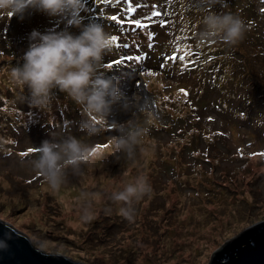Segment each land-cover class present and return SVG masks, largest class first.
Returning <instances> with one entry per match:
<instances>
[{"label": "rangeland", "instance_id": "obj_1", "mask_svg": "<svg viewBox=\"0 0 264 264\" xmlns=\"http://www.w3.org/2000/svg\"><path fill=\"white\" fill-rule=\"evenodd\" d=\"M97 3L101 13L116 15L123 24L87 20L92 10L81 13L83 23H102L118 37L99 71L117 78L134 106L113 105L99 133L92 134L82 127L88 119L82 107L66 93L53 89L46 107L34 106L28 88L10 80L14 66L0 63V104L5 103L0 107V220L46 253L85 264H209L227 241L264 221V0H227L224 7L200 0H131L135 12L127 11L129 0ZM212 11L239 16L246 25L243 38L235 44L218 37L199 43L203 17ZM4 13L0 57L5 59L7 51L16 58L25 54L34 29L65 28L61 18L31 11L6 38ZM134 19L147 27L137 28ZM153 32L157 35L149 41ZM145 52L147 58L139 62L127 59ZM11 56L5 62L13 63ZM111 62L116 63L105 65ZM180 94L186 105L176 107L177 100L167 105ZM129 122L148 129L130 154L111 143ZM70 137L95 146L88 160L94 166L103 158L107 163L85 180V164L69 169L62 183L50 185L30 162L44 141L62 143ZM141 179L147 180L146 192L138 191L128 202L115 199L122 187ZM118 209L131 211L132 228H94V222L120 215Z\"/></svg>", "mask_w": 264, "mask_h": 264}, {"label": "clouds", "instance_id": "obj_2", "mask_svg": "<svg viewBox=\"0 0 264 264\" xmlns=\"http://www.w3.org/2000/svg\"><path fill=\"white\" fill-rule=\"evenodd\" d=\"M227 0H200L204 6L221 7ZM87 0H0V12L23 19L32 11L42 12L49 17L61 18L68 27L79 31L73 33L66 27L63 30L40 32L34 29L28 36L29 47L23 56V63L11 68L10 80L27 87L31 104L46 107L53 89H59L82 107L88 117L82 127L96 134L101 123L112 112L113 105L119 103L124 110L134 106V101L122 95L117 78L99 71L104 56L114 46L112 35L102 23H83L81 13L86 11ZM203 27L198 32V41L203 44L214 38L235 44L243 38L245 22L230 11L209 12L203 17ZM115 127V125H113ZM111 139L114 150H127L130 154L141 134L148 131L140 125L129 122L127 131ZM95 146L82 143L74 137L62 143L44 141L36 151L38 155L30 162L33 171L42 175L50 185L62 183L67 170L77 171L88 162ZM146 179L138 185H129L124 191L115 193V199L128 201L130 197L148 189ZM121 213L127 215L125 209ZM6 242L0 240V248Z\"/></svg>", "mask_w": 264, "mask_h": 264}, {"label": "water", "instance_id": "obj_3", "mask_svg": "<svg viewBox=\"0 0 264 264\" xmlns=\"http://www.w3.org/2000/svg\"><path fill=\"white\" fill-rule=\"evenodd\" d=\"M0 264H85L61 255L46 253L11 224L0 220ZM209 264H264V221L247 227L227 241Z\"/></svg>", "mask_w": 264, "mask_h": 264}, {"label": "trees", "instance_id": "obj_4", "mask_svg": "<svg viewBox=\"0 0 264 264\" xmlns=\"http://www.w3.org/2000/svg\"><path fill=\"white\" fill-rule=\"evenodd\" d=\"M98 0H87V3H86V9H88V10H92V13L90 14V16H89V18H86L87 20L88 19H90V20H100V19H102V20H108L107 18H109V21L110 22H114L117 26H122L123 24H120V23H117L116 21H112L111 19H110V17H111V15H110V13L109 14H106L105 12H100L101 11V8H102V6H100L98 3ZM104 3H106V2H104V1H102V3H101V5H104ZM111 5L113 6V4L112 3H110V2H107V7H111ZM32 10H30L29 12H31ZM83 13V12H82ZM5 14V13H4ZM6 15V14H5ZM7 18H8V21H7V25H6V27H5V25H4V32L3 33H5V34H3V35H5V37L6 38H9L10 36H11V29L10 28H14V24H15V22H17L18 23V20H19V18H17L15 15H13V16H9V15H7ZM61 25V24H60ZM61 27V26H60ZM68 28V30L69 31H72V28L73 27H68L66 24H65V28ZM64 28V29H65ZM59 29H61V28H59ZM40 31V30H39ZM41 32V31H40ZM119 37H120V35H119ZM7 40H9V39H7ZM11 44H12V42H10L9 43V50L11 49ZM6 46V45H5ZM13 50H15V49H13ZM9 53V54H8ZM7 55H8V57L9 58H7V59H9L10 60V56L12 55L11 54V52L10 51H7V53H6ZM10 55V56H9ZM24 56V55H23ZM23 56L22 57H19V58H16V57H12L11 56V60H13V63H7V62H5L7 59H5V57L3 56V58L2 57H0V58H2V60L0 61V63H5V64H8V65H11V66H17V65H22V63H23ZM13 58V59H12ZM134 61H136V60H134ZM116 62H111V63H106L105 65L106 66H110V65H112V64H115ZM123 64H125V62L123 61ZM159 84V83H158ZM162 86H161V88H163L164 90H166L165 88L167 87L166 86V84H161ZM261 89H263L264 90V88H261ZM169 92L170 93H172V90H169ZM164 93H166L165 91H164ZM183 94L184 95H187L188 96V94H186L185 93V91L183 92ZM165 95L166 94H163V96H161L160 97V99L162 100V99H164L165 98ZM176 100H177V105H176V107H182V105H186L185 104V99H184V96L183 95H179V96H175V95H173L172 96V99L170 100V102L169 103H167V105H170L171 103H172V101H173V105L174 104H176ZM5 104V103H4ZM4 104H3V102L0 104V107L1 106H4ZM262 111H263V109H262ZM168 119H169V117H167ZM112 126V125H111ZM110 126V127H111ZM115 137V136H114ZM100 148H102L101 146H100ZM103 149V148H102ZM145 150V149H144ZM142 155H143V153H141ZM110 155H112V154H110ZM147 155V154H146ZM254 159V158H253ZM90 160V159H89ZM109 160V159H108ZM103 161L105 162V163H107L106 161L107 160H105L104 158L101 160V161H99L100 162V166H97V165H95L94 166V164H95V162L94 163H90L89 161L87 162V163H85V165H84V167H83V169L84 170H82V172H83V180H85L86 178H85V176L87 177L88 175H90L92 172H94L95 170H98V169H103V167H102V164H103ZM98 162V163H99ZM260 164H261V166L262 165H264V154L262 155V157H260ZM211 165V164H210ZM86 167V168H85ZM118 169V168H117ZM85 171H87V173H85ZM102 172L101 171H98V174H101ZM65 175H66V173H65ZM85 175V176H84ZM82 177V176H81ZM131 177V175L129 174L128 176H127V178H130ZM100 177H96L95 178V181L97 180V179H99ZM103 182H104V179L102 180ZM82 181H79V184L81 183ZM86 182V181H85ZM44 183H45V181H44ZM46 184V183H45ZM78 185V184H77ZM224 186H225V184H223ZM121 186V185H120ZM127 186H128V184H126V186L125 187H122V188H127ZM94 189V188H93ZM116 189L118 190L119 189V187H116ZM60 190V189H59ZM58 190V191H59ZM124 191V190H123ZM118 192H121V191H118ZM114 195V194H113ZM148 195V194H147ZM42 196V195H41ZM40 196V197H41ZM41 198H43V196L41 197ZM128 202V201H127ZM143 203V200H140V201H138V205H141ZM133 209H135L134 208V205H132V208H131V211L133 210ZM120 210L118 209V212H117V214L119 213L120 215H115V216H111V217H109V216H107L106 217V220L105 221H102V222H98V221H96V222H94V228H96V229H103V230H112V227H114V229L115 228H118L119 230H121V228L123 229L124 227H126V228H132L133 226H134V224L136 223H132L131 222V220H132V214H131V211H130V214H127V215H125V214H122V213H120L119 212ZM139 225H141V224H139ZM107 227L108 228H110V229H107ZM161 226H158V225H151V227L150 228H152V229H155V230H158L159 228H160ZM123 233H124V231H122ZM126 232V231H125ZM96 235H97V233H95ZM98 236V235H97Z\"/></svg>", "mask_w": 264, "mask_h": 264}, {"label": "snow or ice", "instance_id": "obj_5", "mask_svg": "<svg viewBox=\"0 0 264 264\" xmlns=\"http://www.w3.org/2000/svg\"><path fill=\"white\" fill-rule=\"evenodd\" d=\"M136 7H140V5L137 4ZM127 11H128V12H135V11H136V9H135L134 7H132L131 0H129ZM155 15H156V13H153V16H155ZM110 19H111L112 21H116L117 23H121V22H122V21L120 20V18L117 17L116 15H112V16L110 17ZM132 23L135 24V25L137 26V28H141V29H143V28H146V27H147V25L141 23V21H140L139 19H134V20H132ZM156 35H157V34H156L155 32L151 33V34L149 35V37H148V38H149V41H152ZM112 38H113L114 41H117V40H118V37H117L116 35H113ZM117 46H119V45L117 44ZM147 47H148L149 50H151V49L154 48V44H153L152 42H149V43L147 44ZM147 56H148V53L145 52V53L143 54V57H142L141 55H138V56H136V57H128L127 59H135L137 62H139V61H141L142 59L147 58ZM165 58H168V57H165ZM116 62L118 63L119 61H116Z\"/></svg>", "mask_w": 264, "mask_h": 264}]
</instances>
